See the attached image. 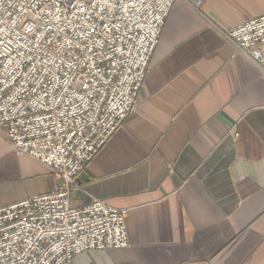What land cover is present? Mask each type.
Masks as SVG:
<instances>
[{"label": "crops", "instance_id": "1", "mask_svg": "<svg viewBox=\"0 0 264 264\" xmlns=\"http://www.w3.org/2000/svg\"><path fill=\"white\" fill-rule=\"evenodd\" d=\"M193 1L172 7L137 107L71 195L128 210L129 247L73 264H264V74L221 34L264 16V0ZM58 185L0 127V208Z\"/></svg>", "mask_w": 264, "mask_h": 264}, {"label": "built area", "instance_id": "2", "mask_svg": "<svg viewBox=\"0 0 264 264\" xmlns=\"http://www.w3.org/2000/svg\"><path fill=\"white\" fill-rule=\"evenodd\" d=\"M178 0H0V127L56 189L0 208V264H73L126 249L128 210L74 207L78 176L139 102ZM201 0L192 6L198 10ZM264 74V16L221 32Z\"/></svg>", "mask_w": 264, "mask_h": 264}, {"label": "rangeland", "instance_id": "3", "mask_svg": "<svg viewBox=\"0 0 264 264\" xmlns=\"http://www.w3.org/2000/svg\"><path fill=\"white\" fill-rule=\"evenodd\" d=\"M54 175V174H53ZM55 176V175H54ZM58 179V178H57Z\"/></svg>", "mask_w": 264, "mask_h": 264}]
</instances>
